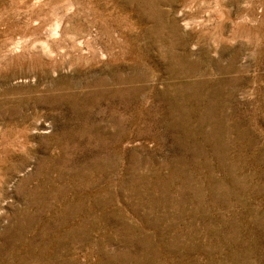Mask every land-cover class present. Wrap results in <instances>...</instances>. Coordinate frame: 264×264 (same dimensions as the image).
<instances>
[{
	"label": "rangeland",
	"instance_id": "obj_1",
	"mask_svg": "<svg viewBox=\"0 0 264 264\" xmlns=\"http://www.w3.org/2000/svg\"><path fill=\"white\" fill-rule=\"evenodd\" d=\"M0 264H264V0H0Z\"/></svg>",
	"mask_w": 264,
	"mask_h": 264
},
{
	"label": "bare ground",
	"instance_id": "obj_2",
	"mask_svg": "<svg viewBox=\"0 0 264 264\" xmlns=\"http://www.w3.org/2000/svg\"><path fill=\"white\" fill-rule=\"evenodd\" d=\"M9 46H10V43H9Z\"/></svg>",
	"mask_w": 264,
	"mask_h": 264
}]
</instances>
